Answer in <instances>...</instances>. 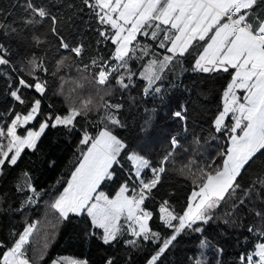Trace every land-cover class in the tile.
Here are the masks:
<instances>
[{
	"label": "snow or ice",
	"instance_id": "obj_1",
	"mask_svg": "<svg viewBox=\"0 0 264 264\" xmlns=\"http://www.w3.org/2000/svg\"><path fill=\"white\" fill-rule=\"evenodd\" d=\"M80 3L79 10L87 9L98 24L95 31L102 40L96 43L110 42L113 46L108 56L97 50L88 57V63L84 62L88 50L85 43L83 40L74 43L62 33L63 18L52 12L47 0H26L25 15L19 21L7 22L4 10L0 9V34L41 51L55 47L59 54L55 69L49 73L46 56L33 52L30 57L14 60L11 44L0 42V77L5 82V94L15 102L0 111V177L6 175L8 168L18 165L25 150H37L47 129L63 127L70 132L79 129L77 166L48 205L58 223L69 220L70 215L87 217L92 228L100 230L98 238L104 245L115 247L123 243L139 251L151 243L156 247L145 258V264H163L162 258L181 235L198 234L199 248L204 250L212 246L205 234L210 225L221 222L240 227L242 221L238 223L236 213L241 209L258 218L261 226L247 227L248 233L256 234L258 242L252 245L251 252L240 254L239 262L264 264V0H80ZM186 59L192 72L226 73L230 77L222 93V109L212 122V130L224 137L227 146L217 153L219 162L214 157L192 171L189 165L196 162L190 161L180 169L182 175L187 169L193 185L180 211L168 198H161L154 213L146 202L156 200L179 141L173 136L169 150L156 162L129 150L118 131L127 128L120 116L124 104L105 97L113 96L117 88L121 92L136 88L137 81L143 82L145 97L161 94L160 82L165 74L177 66L182 68ZM133 62L138 64V71ZM73 67L81 75L67 93V110L61 113L54 104L47 103L50 111L44 112L42 107L49 91L45 77H55L61 70ZM59 79L64 81L63 76ZM85 80L95 88V97L73 99V93L84 88L81 81ZM25 91L35 95L26 97ZM53 95H65L62 86ZM129 99L135 103V97ZM16 104L26 106V111H19ZM185 111L181 106L173 116L186 120ZM145 112L147 128L154 113L148 109ZM94 113L97 118L90 121ZM80 120L88 121L93 131L82 127ZM37 124L38 127H29ZM257 161L261 164L255 178L244 184V174ZM117 169L123 178L115 194L110 195L102 186L117 181ZM16 189L25 197L21 210L37 203L42 194L27 172L22 173V183ZM257 203L262 207H256ZM223 206H228V210L221 214L218 210ZM154 215L169 230L167 235L153 229ZM39 224L40 221H33L26 223L21 232L13 231L10 246L0 241V248L5 249L0 254V264H35L27 246ZM51 227L55 230L57 225ZM44 247H48L47 241ZM212 247L214 264H223L224 249ZM39 259H44L43 252ZM189 259L192 264H211L203 251ZM51 264H88V261L64 257L53 259ZM105 264H115V257L106 258Z\"/></svg>",
	"mask_w": 264,
	"mask_h": 264
},
{
	"label": "trees",
	"instance_id": "obj_2",
	"mask_svg": "<svg viewBox=\"0 0 264 264\" xmlns=\"http://www.w3.org/2000/svg\"><path fill=\"white\" fill-rule=\"evenodd\" d=\"M47 2L52 12L63 18L62 33L74 43L81 40L85 43L88 49L84 57L85 63L89 62L88 57L95 55L97 50L104 56L111 53L113 46L110 42L96 43L97 40H102L95 31L98 24L87 9L79 10L80 0H47ZM25 3L26 0H0V9L4 10L7 22L19 21L25 15L23 10ZM69 4L74 7H67ZM15 26L19 27V24ZM0 42H4L6 46L11 44L14 49V60L30 57L33 52L37 56H46L49 73L55 69V63L59 59V54L52 46L41 51L19 41L10 40L2 34H0ZM133 63L135 70L138 71V64ZM80 75V72L73 67L61 70L55 77L46 76L49 85V91L46 94L48 100L42 110L50 111L47 103H52L57 111L65 112L68 106L67 93L74 87L73 82L80 81ZM59 76H63L64 81H61ZM229 80L230 77L226 73L210 75L192 72L190 62L186 59L182 68L177 66L174 71L165 74L160 82L163 85L161 94L145 97L142 92L143 82L137 81L136 88L125 92L117 88L113 96L106 97V100L124 104L120 116L127 124V128L118 131L127 142L129 150L143 154L156 162L169 150L170 139L173 136L179 141L180 146L175 149L172 162L168 165V171L163 177L162 187L156 193V200L146 202L154 213L157 212L161 198H168L177 211L184 206L193 185L187 175V169L182 175L181 168L189 165L190 161H195V165L189 166L192 171H196L197 165L204 166L214 157L219 162L217 153L222 146L227 145L224 144V137L212 130V122L222 109V93ZM65 81L71 83L64 87ZM81 82L87 90H90L87 95L94 97L95 88L87 80ZM61 86L65 95H53L61 89ZM6 92L4 79L0 77V111L7 110L15 103L5 94ZM32 95L35 94L25 91L26 97ZM130 96L135 97V103L130 101ZM181 106L186 109L184 112L186 120L173 116V112L181 110ZM16 107L19 111H26V106L16 104ZM145 109L154 113L151 116V126L147 128L144 125L148 117ZM96 118L97 114L94 113L90 115L89 120L94 121ZM230 121L231 119H228V122ZM79 123L82 127L93 131L88 121L80 120ZM213 136L216 137L215 140L212 139ZM80 137L79 129L70 132L63 127L49 128L41 137L37 150L35 152L27 150L18 165L8 168L6 175L0 177V241L10 246L13 231L21 232L26 223L40 221L27 246L28 255L35 261V264H49L53 259L65 255L80 260L86 259L88 264H105L108 257H115V264H145V258L155 249V245L148 243L145 249L139 251L123 243L115 247L104 245L98 238L100 230L92 228L87 217L70 215L69 220L58 223L54 214L49 210V203L57 193L62 191L65 181L77 166ZM144 138L153 140L150 143V145L153 144L152 150H146V147L142 146L140 141ZM260 164L261 161H257L256 165L248 169L244 174V184L255 178ZM24 172L29 173L32 184L38 192L42 190V194L37 203L23 207L21 210L20 206L25 197L17 191L16 185L22 183ZM117 172V181L109 183L106 187L102 186L103 190L110 195L115 194L120 179L123 178L119 169ZM255 206L262 207L258 203ZM227 210L228 206H223L218 212L222 214ZM236 216L238 223L242 221L240 227L218 222L210 225L205 233L212 246L224 249L223 264H240V254L251 252L252 245L258 242L256 234L248 233L246 229L250 224L260 227V220L241 209L237 210ZM52 224L57 225L55 230L52 229ZM151 225L162 235L168 234L169 230L163 227L156 215ZM91 232H96L97 235H90ZM199 240L198 234L181 235L175 242V246L162 258L163 264H192L189 258L199 256L201 251L205 253L211 264H214V248L210 246L208 249L201 250ZM46 241L48 247L45 249ZM4 250L0 248V254ZM41 252L44 254L43 260L39 259ZM129 257H131L130 261Z\"/></svg>",
	"mask_w": 264,
	"mask_h": 264
},
{
	"label": "rangeland",
	"instance_id": "obj_3",
	"mask_svg": "<svg viewBox=\"0 0 264 264\" xmlns=\"http://www.w3.org/2000/svg\"><path fill=\"white\" fill-rule=\"evenodd\" d=\"M70 83L71 82L65 81L64 87L68 86ZM89 91L90 90H87V88H85V87L83 89H77V91L75 93H73V97L72 98L73 99H77L78 97H87L88 96L87 94H89ZM105 99H106V97H105ZM37 119L39 120V117ZM228 119H231V116H229ZM33 126L38 127V124L37 125H29V127H33ZM20 131H21V133H23L24 130L21 129ZM152 141H153L152 139L144 138V139H141L140 143L142 144V146L146 147V150L150 151L153 148V144L150 145V143ZM26 151L27 150H25V152ZM28 152H30V151L28 150ZM64 257L68 258L69 260H80L79 258L75 259V258H72V257H68L67 255L59 257V258H64ZM49 264H51V263H49Z\"/></svg>",
	"mask_w": 264,
	"mask_h": 264
}]
</instances>
